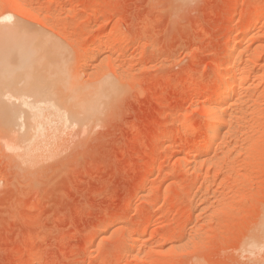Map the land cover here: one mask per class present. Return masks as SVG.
Masks as SVG:
<instances>
[{"label": "rangeland", "instance_id": "rangeland-1", "mask_svg": "<svg viewBox=\"0 0 264 264\" xmlns=\"http://www.w3.org/2000/svg\"><path fill=\"white\" fill-rule=\"evenodd\" d=\"M27 1L50 27L2 0L9 22L49 34L84 82L117 80L121 96L81 127L41 103L25 142L0 116V264H264V15L251 19L264 0ZM230 46L244 47L239 84L216 137L205 107ZM112 47L126 54L117 74Z\"/></svg>", "mask_w": 264, "mask_h": 264}, {"label": "bare ground", "instance_id": "bare-ground-1", "mask_svg": "<svg viewBox=\"0 0 264 264\" xmlns=\"http://www.w3.org/2000/svg\"><path fill=\"white\" fill-rule=\"evenodd\" d=\"M8 3L10 4V7L18 11L19 14L21 13L25 16L27 15L30 18L36 19L41 23H47L49 25V20L46 18L49 15L46 14L47 16H45L44 14L43 17L41 15L43 14L41 13L42 11H40L38 7H34L33 2L29 3L28 1L26 2V0H8ZM1 6L2 0H0V116L3 119V122L1 118L0 121L3 123L1 125L4 126V135L7 136V138L8 136L15 137V135H12L15 134L17 125L18 128L21 126L22 131L25 127L26 131L27 127L28 131H31V128H33L35 125V119L39 116L41 110L43 109L41 103L50 104L59 111H63L67 114L66 118L69 117V119L73 120V122H82L83 124L81 123L80 127L82 125L86 126L84 123L87 122H89L88 125H90V122L93 123L92 120L95 118L97 120V116H100V114L103 113L102 111L106 110L104 107L108 108L107 105H110L107 103H111V101L121 94H119V84L121 83H118V86L117 83H115L117 80L113 82L106 77H103V79L95 85H89V81L87 82L88 79H86L85 83L84 79H81L80 74L78 75L77 71H74V67H72L71 63V54L65 46L53 39V37H51L49 34L43 33L40 30L31 29V27H28L29 25L26 23H10L9 21L13 17H7L8 15L4 16L5 14H3ZM52 7H54V5ZM14 9L12 11H14ZM261 10L262 12L260 14L252 16L251 19L254 24H257L262 18V15H264V7L261 8ZM237 12L238 10L235 9L232 15L237 14ZM4 13L6 12L4 11ZM9 14L13 13L10 12ZM251 29H249V31L253 32ZM116 36H118V34ZM104 43L106 42L104 41ZM97 45V51H99V53L105 52L104 50L107 47V44H103V41H101V44L99 42ZM230 47L231 48L228 52L229 54H227L228 57L226 58V62L224 64L222 63V66L219 65V62L215 64V72L218 73V81L222 84V87H220V89L215 94V98H218L219 101L216 105H207L205 107V110L213 115L206 128L210 131H217L216 137L218 136L217 134H219L218 130H222V126L225 125L228 116L232 113H230V110L228 107H226V104L230 102V99L233 98L232 96H234L236 93L239 84L235 82L231 83V79L229 80V74H231L230 68L234 64L233 62H235V56L239 53H242L244 47ZM94 50L91 49L89 51L91 52ZM87 51L88 50L86 49V52ZM90 52L87 54L90 55ZM99 53H97L98 56ZM111 53L113 56H107L109 58L105 57L108 59V63L106 64V60L104 63L106 65L110 64L115 70V72L114 70L113 72L117 74V72H119L122 67L119 68L113 58L115 56L125 54V51L121 50L120 48L112 47ZM102 56H104V54ZM101 60L102 59H100V61ZM103 61L101 63H103ZM105 69L106 68L103 70ZM99 77H101V75ZM19 121L22 123L21 125L19 124ZM17 133L19 132L17 131ZM26 133L28 132L24 133L23 131L22 134H24V136H21L19 133L21 142L24 140L22 137L26 138V135L30 134ZM7 145L9 144H6V146ZM206 147L207 146L203 147L204 150ZM200 166V162L198 161L196 163V168L198 169L199 167L202 169V166ZM140 241L141 239L137 238L135 239L134 244L139 245ZM120 255H122V253Z\"/></svg>", "mask_w": 264, "mask_h": 264}]
</instances>
